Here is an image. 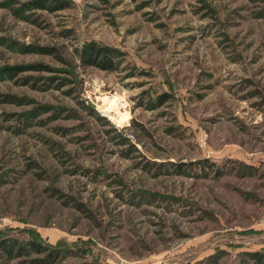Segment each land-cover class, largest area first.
<instances>
[{
	"label": "rangeland",
	"instance_id": "obj_1",
	"mask_svg": "<svg viewBox=\"0 0 264 264\" xmlns=\"http://www.w3.org/2000/svg\"><path fill=\"white\" fill-rule=\"evenodd\" d=\"M2 238L0 264L250 261L264 0H0Z\"/></svg>",
	"mask_w": 264,
	"mask_h": 264
},
{
	"label": "trees",
	"instance_id": "obj_2",
	"mask_svg": "<svg viewBox=\"0 0 264 264\" xmlns=\"http://www.w3.org/2000/svg\"><path fill=\"white\" fill-rule=\"evenodd\" d=\"M84 50H88V54H94L97 58H101L102 56H104L106 61H108V62L112 61L108 57V54H110V53L109 52L106 53L107 49H105V48H101V47H98V46L91 44V45L85 47ZM110 65H112V63H110ZM35 234L37 236L40 235L38 232ZM34 241H36V239H33V241L23 242L24 247H27V249L32 247V249H34L36 246H39V244H35ZM14 242H15L14 239L2 238V239H0V248L4 249V250H8L11 253V248H13V245L16 244ZM40 247H37V249L40 248V250H47V249L57 250L56 247H58V246H56V245L53 246L49 243V244H41ZM58 248H60V246ZM244 257H246V259L248 258L250 261L244 262L242 260V264H264V248L262 250L245 252ZM211 258L215 259L216 256L213 255V256H211Z\"/></svg>",
	"mask_w": 264,
	"mask_h": 264
},
{
	"label": "bare ground",
	"instance_id": "obj_3",
	"mask_svg": "<svg viewBox=\"0 0 264 264\" xmlns=\"http://www.w3.org/2000/svg\"><path fill=\"white\" fill-rule=\"evenodd\" d=\"M115 101V100H114ZM112 102H113V100H112Z\"/></svg>",
	"mask_w": 264,
	"mask_h": 264
}]
</instances>
